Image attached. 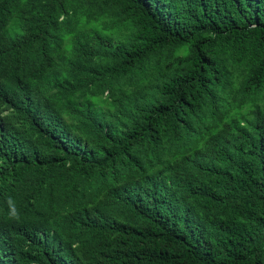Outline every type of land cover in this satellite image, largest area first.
<instances>
[{"label":"trees","instance_id":"obj_1","mask_svg":"<svg viewBox=\"0 0 264 264\" xmlns=\"http://www.w3.org/2000/svg\"><path fill=\"white\" fill-rule=\"evenodd\" d=\"M0 264H264V0H0Z\"/></svg>","mask_w":264,"mask_h":264}]
</instances>
